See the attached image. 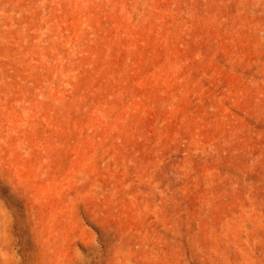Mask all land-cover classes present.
I'll list each match as a JSON object with an SVG mask.
<instances>
[{"label": "rangeland", "instance_id": "rangeland-1", "mask_svg": "<svg viewBox=\"0 0 264 264\" xmlns=\"http://www.w3.org/2000/svg\"><path fill=\"white\" fill-rule=\"evenodd\" d=\"M0 264H264V0H0Z\"/></svg>", "mask_w": 264, "mask_h": 264}]
</instances>
